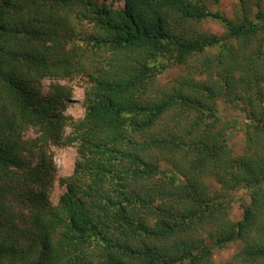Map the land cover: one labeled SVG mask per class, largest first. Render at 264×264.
<instances>
[{
    "label": "trees",
    "instance_id": "obj_1",
    "mask_svg": "<svg viewBox=\"0 0 264 264\" xmlns=\"http://www.w3.org/2000/svg\"><path fill=\"white\" fill-rule=\"evenodd\" d=\"M236 1L0 0V264H264V0ZM77 75L80 120L42 94ZM50 145L77 147L56 205Z\"/></svg>",
    "mask_w": 264,
    "mask_h": 264
},
{
    "label": "rangeland",
    "instance_id": "obj_2",
    "mask_svg": "<svg viewBox=\"0 0 264 264\" xmlns=\"http://www.w3.org/2000/svg\"><path fill=\"white\" fill-rule=\"evenodd\" d=\"M99 4L112 5L114 8H122L125 5V0H97ZM236 0H221L219 9L226 16L233 18L235 13V4ZM200 29L206 33L215 34V35H223L225 33V28L215 21L209 20L200 24ZM185 72V71H184ZM181 69L171 68L166 71V73L159 76V83H170L178 79L179 76L183 74ZM68 84L73 88V97L68 106L66 114L71 116L74 120H80L84 117L86 112L85 105V94L87 89L90 86V81L87 76L77 75L69 82L67 81H59L55 79H46L43 82L42 94L45 96L49 92V88L52 84ZM231 111H229V114ZM71 131L70 128L67 129L66 134ZM37 136V132L35 130H29L25 133V140L34 139ZM232 147L236 155H241L244 153V137L241 133H236L232 142ZM43 151H46L47 156L52 159V163L55 167L54 175L55 182L53 185L51 198L53 204H57L62 193L65 192V187L61 185V180L67 176H70L73 172L75 161L77 159V147L76 145L70 146H47ZM36 162L38 161L37 157ZM34 158L32 160H34ZM240 200L236 201L233 205V209L231 212V217L233 220H240L242 217V208L241 203H248L249 198L246 196L245 191H241L236 194ZM13 206V209L18 214L25 215V209L19 207L16 199L10 200ZM20 225H23L20 223ZM242 243H232L226 246L223 249L216 250L214 252V261L217 264H224L230 261L233 256L238 253L242 249Z\"/></svg>",
    "mask_w": 264,
    "mask_h": 264
}]
</instances>
